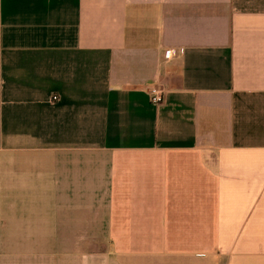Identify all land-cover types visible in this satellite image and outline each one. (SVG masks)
Masks as SVG:
<instances>
[{
  "label": "crops",
  "instance_id": "crops-1",
  "mask_svg": "<svg viewBox=\"0 0 264 264\" xmlns=\"http://www.w3.org/2000/svg\"><path fill=\"white\" fill-rule=\"evenodd\" d=\"M0 259L264 264V0H0Z\"/></svg>",
  "mask_w": 264,
  "mask_h": 264
},
{
  "label": "built area",
  "instance_id": "built-area-1",
  "mask_svg": "<svg viewBox=\"0 0 264 264\" xmlns=\"http://www.w3.org/2000/svg\"><path fill=\"white\" fill-rule=\"evenodd\" d=\"M149 94L151 102L156 106H160L164 103L166 94L162 87L155 85L150 87ZM53 99H56V97L54 96Z\"/></svg>",
  "mask_w": 264,
  "mask_h": 264
},
{
  "label": "rangeland",
  "instance_id": "rangeland-1",
  "mask_svg": "<svg viewBox=\"0 0 264 264\" xmlns=\"http://www.w3.org/2000/svg\"><path fill=\"white\" fill-rule=\"evenodd\" d=\"M0 261H1V259H0Z\"/></svg>",
  "mask_w": 264,
  "mask_h": 264
}]
</instances>
